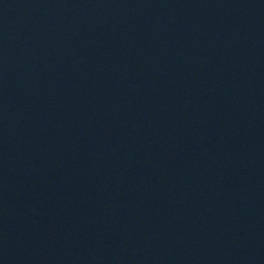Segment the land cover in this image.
I'll return each mask as SVG.
<instances>
[{
  "label": "water",
  "instance_id": "obj_1",
  "mask_svg": "<svg viewBox=\"0 0 264 264\" xmlns=\"http://www.w3.org/2000/svg\"><path fill=\"white\" fill-rule=\"evenodd\" d=\"M0 264H264V0H0Z\"/></svg>",
  "mask_w": 264,
  "mask_h": 264
}]
</instances>
